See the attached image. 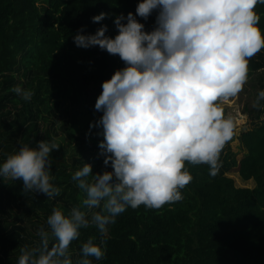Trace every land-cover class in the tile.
Returning <instances> with one entry per match:
<instances>
[{
	"label": "trees",
	"instance_id": "trees-1",
	"mask_svg": "<svg viewBox=\"0 0 264 264\" xmlns=\"http://www.w3.org/2000/svg\"><path fill=\"white\" fill-rule=\"evenodd\" d=\"M136 3L0 0V161L20 142L34 146L55 137L60 148L49 154L50 175L61 188L48 198L23 190L19 178L6 182L0 177V264H16L22 248L38 246V228H47L53 207L67 211L79 204L82 193L71 177L83 162H91L93 172L104 169L98 145L102 136L89 125L101 114L94 109L101 82L123 62L98 46L79 47L72 37L82 25L83 31L94 32L101 24L114 35L115 14L134 11ZM102 10L108 14L100 21L90 19ZM255 10L264 30V4ZM154 15L144 21L146 28H151ZM247 68L238 93L252 122L240 135L248 152L238 162L229 158L233 126L219 150L215 175H209L206 163L185 162L192 178L180 189L182 199L159 208L126 207L107 226L104 256L90 257L93 264H264V108L253 106L256 92L264 88V47L247 58ZM17 84L31 90L29 100L12 91ZM215 103L222 110L218 99ZM234 166L256 185L237 186L226 173ZM89 236L100 241L92 224L70 242L73 264Z\"/></svg>",
	"mask_w": 264,
	"mask_h": 264
},
{
	"label": "clouds",
	"instance_id": "clouds-1",
	"mask_svg": "<svg viewBox=\"0 0 264 264\" xmlns=\"http://www.w3.org/2000/svg\"><path fill=\"white\" fill-rule=\"evenodd\" d=\"M258 3L264 0H137L134 11L115 14L114 35L106 33V24L94 32L83 31V25L75 31L77 46H98L123 62L101 82L94 103L101 114L89 125L102 136L105 167L93 172L91 162H83L72 173L82 193L79 204L67 211L53 207L47 228H38V246L22 248L16 264H73L68 246L89 224L100 241L89 236L75 264H93L90 257L104 256L107 226L126 207L159 208L182 199L180 189L192 178L185 162L206 163L215 175L219 150L233 133L231 118L215 101L241 89L247 58L264 47ZM107 14L102 10L90 19ZM12 91L23 100L32 96L19 84ZM262 101L264 88L253 106L264 108ZM58 148L55 137L34 146L20 142L0 161V177L19 178L25 191L56 196L61 188L52 183L49 154Z\"/></svg>",
	"mask_w": 264,
	"mask_h": 264
},
{
	"label": "rangeland",
	"instance_id": "rangeland-1",
	"mask_svg": "<svg viewBox=\"0 0 264 264\" xmlns=\"http://www.w3.org/2000/svg\"><path fill=\"white\" fill-rule=\"evenodd\" d=\"M217 99L219 100L220 105L223 107L221 110L223 115L231 118L233 126L235 128L236 135L230 141L229 146L226 150L230 155L229 158L234 157L238 162L248 152V149L243 144L240 135L242 134V132L247 131L252 127L250 116L248 111L243 110V100L240 99L238 92L235 95ZM226 173L227 175L233 177V182H235L237 186L253 187L256 185V181H254L253 178L244 179L240 175L238 167L234 166V168L227 171Z\"/></svg>",
	"mask_w": 264,
	"mask_h": 264
}]
</instances>
